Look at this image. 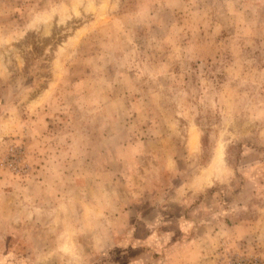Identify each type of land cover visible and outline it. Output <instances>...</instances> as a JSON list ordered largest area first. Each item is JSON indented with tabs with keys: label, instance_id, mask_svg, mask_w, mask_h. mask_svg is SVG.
<instances>
[{
	"label": "rangeland",
	"instance_id": "374dc122",
	"mask_svg": "<svg viewBox=\"0 0 264 264\" xmlns=\"http://www.w3.org/2000/svg\"><path fill=\"white\" fill-rule=\"evenodd\" d=\"M0 264H264V0H0Z\"/></svg>",
	"mask_w": 264,
	"mask_h": 264
}]
</instances>
